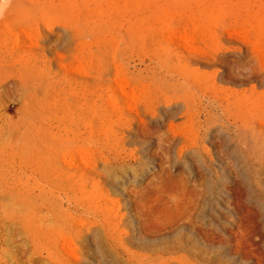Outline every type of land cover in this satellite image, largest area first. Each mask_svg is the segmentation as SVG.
<instances>
[{"label": "bare ground", "instance_id": "bare-ground-1", "mask_svg": "<svg viewBox=\"0 0 264 264\" xmlns=\"http://www.w3.org/2000/svg\"><path fill=\"white\" fill-rule=\"evenodd\" d=\"M36 7L35 0H14L11 13L22 15ZM75 26L78 35L96 31L77 21ZM168 30L188 40L185 33ZM134 31L142 30L130 24L123 36L130 39ZM159 61L178 73L158 77L168 89L165 97L182 104H142L138 113L134 104L138 93L121 83L126 104H120L115 93L102 112L91 104H75L83 113L97 111L98 119L70 112L64 118V133L50 137L60 149L75 151L59 149L57 155L58 147H53L52 160L39 156V167L46 162L52 166L56 189L50 194L27 187L20 191L15 203L23 224L35 245L40 243L38 233L46 234L43 242L60 264H76L74 257L90 244L101 257L108 256L102 264H218L214 247L221 243L239 259L248 255L240 248L239 236L248 220L251 227L244 238L256 261L263 262L264 114L259 108L264 109V92L219 93L210 75L173 63L166 54ZM125 105L136 108L137 116L126 114ZM26 132L18 131L13 141L22 140V149L35 147L38 142L32 144L33 137ZM150 135L155 140L142 146L149 163L144 166L136 155L140 148L129 145ZM41 150L38 155L45 154ZM113 185L127 200L126 210L119 197L111 195Z\"/></svg>", "mask_w": 264, "mask_h": 264}, {"label": "rangeland", "instance_id": "rangeland-1", "mask_svg": "<svg viewBox=\"0 0 264 264\" xmlns=\"http://www.w3.org/2000/svg\"><path fill=\"white\" fill-rule=\"evenodd\" d=\"M13 1L0 4V264H60L43 242L46 234L39 232L40 243H33L15 202L24 187L48 194L56 189L50 163L39 164L41 156L49 159L58 147L52 139L57 131L64 133V118L73 112L96 121V112L108 106L113 93L126 104L119 83L138 93L134 103L138 113L142 104H182L180 99L166 98L168 89L159 82L163 75L178 76L160 63L163 54L173 63L210 75L219 93L264 92V0H35L37 7L22 15L11 13ZM75 20L94 26L95 33L78 35ZM130 24L142 31L127 39L123 31ZM168 29L185 33L188 40ZM75 104H91L97 111L83 113ZM126 107V114L137 116L136 108ZM23 130L33 137L32 144L38 142L42 148L29 144L22 149V140L14 142L12 137ZM44 137L52 138L49 142L54 145ZM141 140L129 146L140 148L136 155L145 166L149 163L142 146L153 143L155 136ZM205 144L212 148L210 142ZM39 149L50 156L38 155ZM59 149L57 155L75 151L67 146ZM110 193L126 210L127 200L118 187L111 186ZM250 223L245 221L248 228L243 226L239 235L240 248L248 255L239 259L221 243L214 247L218 264H264L256 261L244 238ZM74 260L102 264L109 259L90 244Z\"/></svg>", "mask_w": 264, "mask_h": 264}]
</instances>
